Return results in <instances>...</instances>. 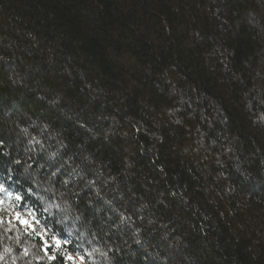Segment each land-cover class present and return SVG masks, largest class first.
I'll return each mask as SVG.
<instances>
[{"label":"trees","instance_id":"16d2710c","mask_svg":"<svg viewBox=\"0 0 264 264\" xmlns=\"http://www.w3.org/2000/svg\"><path fill=\"white\" fill-rule=\"evenodd\" d=\"M0 185V264H264V0H0Z\"/></svg>","mask_w":264,"mask_h":264},{"label":"built area","instance_id":"2783aa9c","mask_svg":"<svg viewBox=\"0 0 264 264\" xmlns=\"http://www.w3.org/2000/svg\"><path fill=\"white\" fill-rule=\"evenodd\" d=\"M2 214L0 213V216ZM12 215H20V218L21 219H25V220H28L30 221L31 220V215L27 214V213H24L23 211L21 210H13L12 212ZM31 228L37 232V234H42V229H39L37 226L33 225V222L31 223Z\"/></svg>","mask_w":264,"mask_h":264},{"label":"snow or ice","instance_id":"6c2138e0","mask_svg":"<svg viewBox=\"0 0 264 264\" xmlns=\"http://www.w3.org/2000/svg\"><path fill=\"white\" fill-rule=\"evenodd\" d=\"M3 190V185H0V191H2ZM19 198V197H18Z\"/></svg>","mask_w":264,"mask_h":264},{"label":"clouds","instance_id":"9594fccd","mask_svg":"<svg viewBox=\"0 0 264 264\" xmlns=\"http://www.w3.org/2000/svg\"><path fill=\"white\" fill-rule=\"evenodd\" d=\"M106 255V254H105ZM150 255H156V253H150Z\"/></svg>","mask_w":264,"mask_h":264},{"label":"rangeland","instance_id":"374dc122","mask_svg":"<svg viewBox=\"0 0 264 264\" xmlns=\"http://www.w3.org/2000/svg\"><path fill=\"white\" fill-rule=\"evenodd\" d=\"M81 262V261H80ZM81 264H84L83 262H81Z\"/></svg>","mask_w":264,"mask_h":264}]
</instances>
